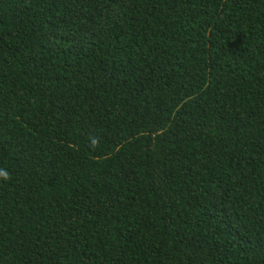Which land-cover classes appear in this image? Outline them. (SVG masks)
<instances>
[{"label": "trees", "instance_id": "1", "mask_svg": "<svg viewBox=\"0 0 264 264\" xmlns=\"http://www.w3.org/2000/svg\"><path fill=\"white\" fill-rule=\"evenodd\" d=\"M0 264H264V0H0Z\"/></svg>", "mask_w": 264, "mask_h": 264}, {"label": "clouds", "instance_id": "2", "mask_svg": "<svg viewBox=\"0 0 264 264\" xmlns=\"http://www.w3.org/2000/svg\"><path fill=\"white\" fill-rule=\"evenodd\" d=\"M10 179V172L5 168H0V182H6Z\"/></svg>", "mask_w": 264, "mask_h": 264}]
</instances>
